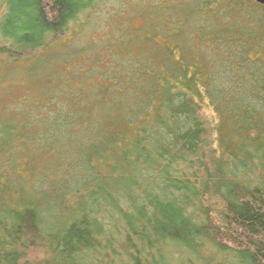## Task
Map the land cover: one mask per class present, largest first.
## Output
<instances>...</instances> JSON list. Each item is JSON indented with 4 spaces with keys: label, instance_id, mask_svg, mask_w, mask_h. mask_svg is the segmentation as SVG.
<instances>
[{
    "label": "trees",
    "instance_id": "16d2710c",
    "mask_svg": "<svg viewBox=\"0 0 264 264\" xmlns=\"http://www.w3.org/2000/svg\"><path fill=\"white\" fill-rule=\"evenodd\" d=\"M103 1L0 0V264H264V6Z\"/></svg>",
    "mask_w": 264,
    "mask_h": 264
},
{
    "label": "rangeland",
    "instance_id": "374dc122",
    "mask_svg": "<svg viewBox=\"0 0 264 264\" xmlns=\"http://www.w3.org/2000/svg\"><path fill=\"white\" fill-rule=\"evenodd\" d=\"M125 1H127V0H104L102 3H100V6H99L100 11L93 12L91 15H89V19L94 20L92 23H94L95 27H90V28H92V29H90L91 31H88V33L85 34V36L80 39V42H75L76 43L75 47L76 48L84 47L87 44L93 45V42H97L96 44L103 42V39H105V34L108 31L104 26L109 24L108 16H114L115 13L113 11H117L118 13H120V15H118V17L115 18V25L118 28H116L114 25L112 26L113 30L119 29V31H116L115 33L112 31V33H114L115 36H117L119 33L121 34V32H125V31L128 33L129 32L130 33L137 32L139 30V27L141 24L140 23L141 20L139 19V14L141 13V9H134L133 7L130 9H127V6L124 5ZM137 8H142V6L137 7ZM142 13H143V11H142ZM156 18H158V17H156ZM71 30L72 29H70V31ZM93 31H95V32L97 31L96 32L97 40H95V41L92 40V37H91V35H94ZM67 36H68V38L71 37V38H69V40L72 39V36L69 33H67L65 37H67ZM96 44H94L95 48L91 51L95 52V54H97V55H102L104 57L106 55L105 51H107V49L103 50L101 44H99V45H96ZM137 49L138 48H136L135 50H137ZM139 51L140 50H137L136 53H138ZM66 57H69L68 51H66ZM18 77L19 76H17V78ZM4 88L6 90V85H4ZM27 91L30 92V90H27ZM12 92H14V94H10L8 96V92L4 91V89H3V91H0V104L4 103L5 100H7V99L9 101H14L15 99H17V97L23 96L22 95L23 89L15 88L12 90ZM33 94L37 95V90H35V92ZM31 96H32V94H31Z\"/></svg>",
    "mask_w": 264,
    "mask_h": 264
},
{
    "label": "water",
    "instance_id": "95a60500",
    "mask_svg": "<svg viewBox=\"0 0 264 264\" xmlns=\"http://www.w3.org/2000/svg\"><path fill=\"white\" fill-rule=\"evenodd\" d=\"M255 3L264 6V0H253Z\"/></svg>",
    "mask_w": 264,
    "mask_h": 264
}]
</instances>
